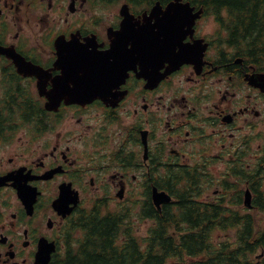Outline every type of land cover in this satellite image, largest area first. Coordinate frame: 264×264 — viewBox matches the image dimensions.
Returning <instances> with one entry per match:
<instances>
[{
    "label": "flooded vegetation",
    "instance_id": "flooded-vegetation-1",
    "mask_svg": "<svg viewBox=\"0 0 264 264\" xmlns=\"http://www.w3.org/2000/svg\"><path fill=\"white\" fill-rule=\"evenodd\" d=\"M181 3L204 64L156 86L176 32L181 54ZM214 3L0 0V264H37L42 239L57 246L51 264L77 255L95 214L149 226L177 207L181 223V177L212 180L200 210L233 207L220 197L232 191L245 206L264 177V71L226 40ZM155 189L175 202L157 206Z\"/></svg>",
    "mask_w": 264,
    "mask_h": 264
},
{
    "label": "trees",
    "instance_id": "trees-1",
    "mask_svg": "<svg viewBox=\"0 0 264 264\" xmlns=\"http://www.w3.org/2000/svg\"><path fill=\"white\" fill-rule=\"evenodd\" d=\"M214 2L218 8L229 11L225 22L231 27V42L239 46L248 63L264 67V0ZM258 179L251 178V181ZM186 180L185 187L191 188L181 193V226L185 225V221L191 231L181 239L170 236L171 229H179L177 217L170 212L152 233L147 252L142 253L139 241L118 239L121 229V233L125 232L128 237L131 234L129 229L123 231L127 226L123 222L120 225L118 217L109 216L100 220L95 214L91 217L94 222L85 228L87 237L77 248L78 254L67 257L65 264H170V260L180 258L181 264H264V194L259 188L256 186L254 193V209H249L245 216L219 209H206L201 214L199 206L190 196L196 186L195 179ZM227 212L230 215L225 216ZM216 215L217 228L238 229L235 241L218 245L211 240L215 226L210 220ZM173 221L175 223H171Z\"/></svg>",
    "mask_w": 264,
    "mask_h": 264
},
{
    "label": "water",
    "instance_id": "water-1",
    "mask_svg": "<svg viewBox=\"0 0 264 264\" xmlns=\"http://www.w3.org/2000/svg\"><path fill=\"white\" fill-rule=\"evenodd\" d=\"M185 27H190V24L189 23H186L185 24ZM186 31L185 32H182L181 31V62H190V59H189V56H188V49L183 46V38L184 36L186 35ZM179 43L178 42V39L176 41L172 40V39H169L166 43V50H167V54L170 55V61H176L178 59V55L174 57V54H175V50L178 48L179 46ZM168 58V57H167ZM178 61V60H177ZM164 197H166V201L169 200V197H167L165 194H163ZM52 250L54 249H49L48 252H47V255L44 257L43 259V262L41 264H48L49 263V255L50 253L52 252Z\"/></svg>",
    "mask_w": 264,
    "mask_h": 264
},
{
    "label": "rangeland",
    "instance_id": "rangeland-1",
    "mask_svg": "<svg viewBox=\"0 0 264 264\" xmlns=\"http://www.w3.org/2000/svg\"><path fill=\"white\" fill-rule=\"evenodd\" d=\"M181 86L189 87L190 84L183 82L181 84ZM170 102H171V98H168L167 103H170ZM260 216H262V215H260ZM140 227H141L140 233L142 235L145 234L146 229L142 225H140ZM236 231H237V228L228 229V230H218V231L213 232L214 235L212 236V239H213V241H216L218 243H223L226 241H232L235 237Z\"/></svg>",
    "mask_w": 264,
    "mask_h": 264
}]
</instances>
